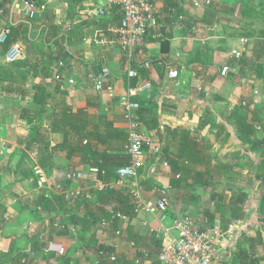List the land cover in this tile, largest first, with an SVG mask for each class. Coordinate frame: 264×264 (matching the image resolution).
Listing matches in <instances>:
<instances>
[{
	"label": "crops",
	"instance_id": "1",
	"mask_svg": "<svg viewBox=\"0 0 264 264\" xmlns=\"http://www.w3.org/2000/svg\"><path fill=\"white\" fill-rule=\"evenodd\" d=\"M12 2H0V33L7 35L9 27L20 29V37L7 52L3 53L0 46V67L9 73L7 78H0V253L5 256L12 252L23 260H36L37 254L44 253L51 260L70 258L76 263L78 259L79 264H102L103 260L108 264H161L158 255L163 243L162 226L170 228L175 216L188 215L194 202L184 205L178 195L169 196L168 184L158 189L140 185L144 199L167 191L172 211L165 215V221H159L160 215L141 211L131 220L119 218L116 230L110 222L107 228L101 224L91 228L89 234L113 251L115 261L99 258L91 248L81 249L75 240L78 227L65 224L69 220L66 211L75 198L74 191L81 190L78 192L84 196L95 191L85 190L88 186H56L63 171L85 176L93 167V158L88 160L73 151L92 141L76 132L80 127L81 134L103 136L111 128L125 135L126 142H91L98 154L110 151V158L115 157L112 161L118 163L116 156L124 152L128 130L118 97L133 91L132 100L142 105L140 130L154 141L159 140L161 149L166 145L173 148L169 156L178 153L176 146L183 131L196 142L201 155L203 151L207 155L200 143L205 144L206 138L193 137V132L203 131L215 135L213 147L222 150L223 156L228 151L243 152L255 165L256 173V164L264 157L255 155V148L260 146L245 145L237 139L233 117L241 107L254 123L255 133L264 135V55L259 60L253 57L255 41L264 43V0H212L207 5L204 0H161L156 15L158 36L145 38L137 49L136 74L131 80L126 78L114 43L119 26L117 9L103 17L92 14L105 0H33L37 10L33 19L22 9V1L13 10ZM163 41L167 47L161 53ZM15 47L19 55L7 61L6 56H12ZM256 65L262 66V79L254 76ZM102 66L109 69L105 83L114 88V98L95 87L93 77ZM225 66L229 71L222 76L220 71ZM171 70L177 72L176 77L169 76ZM36 98H42L43 103L36 104ZM65 115L72 117L73 130L59 125ZM56 127L70 130V158L66 150L56 148L63 142V134L54 131ZM161 163L154 176L166 181L173 174L163 155ZM230 172L228 179L232 178ZM217 175L214 173L213 178ZM247 192L251 198L241 209L243 216L231 220L223 229L233 230L219 248L228 253L218 256L216 264H236L238 254L235 259L232 250L245 224L259 216L260 202L254 194L261 195L263 191ZM55 196L64 197L65 211L40 206L46 203L44 200L53 202ZM212 196L210 208L214 210L205 209L204 214L213 219L204 218L203 229L217 224L222 228L223 218L216 213ZM104 209L111 212L108 205ZM79 213L83 214V210ZM61 250L63 254H59ZM254 257L264 264L261 253Z\"/></svg>",
	"mask_w": 264,
	"mask_h": 264
},
{
	"label": "built area",
	"instance_id": "2",
	"mask_svg": "<svg viewBox=\"0 0 264 264\" xmlns=\"http://www.w3.org/2000/svg\"><path fill=\"white\" fill-rule=\"evenodd\" d=\"M161 0H105L104 3L97 6L92 14L95 17H103L108 15L113 8H118L122 15L118 28L115 30V45L122 58V65L128 80L135 77L136 74V51L147 37L157 38L159 25L157 22V4ZM212 0H204V3L210 4ZM22 9L26 15L33 19L37 10L31 0L22 1ZM7 35L5 32L0 33V46L5 42ZM13 55L6 56V60H14L19 51L17 47L13 50ZM238 56V55H237ZM229 69L223 67L220 71L222 76H226ZM110 75L109 69L102 66L97 74L94 75L95 87L98 91H105L110 98H114V88L106 85L105 79ZM177 72L171 70L169 76L176 77ZM135 96L133 91L118 97L119 105L122 109L123 116L127 122V143L124 147V156L128 158V163L116 169V181L109 184L101 181L100 175H104L103 171H99L96 167L88 169L84 176L80 172L63 171L58 179L56 186L67 184L69 182L81 183L87 181L89 186L85 190L103 191L108 188H128L130 199L134 206V214L143 211L149 215H160L159 221H165L170 210V200L167 191H159L160 195L153 199H144L139 190L141 174L140 171L149 165L148 155L153 157L155 164L148 167L151 175L157 173L161 163V146L156 145L155 141L139 128L136 112L139 108L138 104L132 100ZM160 164V165H159ZM164 165V164H163ZM39 174V173H38ZM77 190L72 195L79 196ZM83 191V190H82ZM71 193L69 197L72 196ZM85 198L90 200L91 196L86 193ZM116 217L123 218L119 214ZM170 228L163 225L161 235L163 243L160 249L158 260L161 264H216L217 254L222 242L226 236L232 235V228L224 231L220 225H213L203 229L192 217L187 214L175 216L171 219ZM101 226L107 228L109 223L102 221ZM152 231V230H151ZM175 233V236L171 234ZM119 236L120 232L117 231ZM59 254H63L61 250ZM98 257H108L111 261H115L114 254L99 252Z\"/></svg>",
	"mask_w": 264,
	"mask_h": 264
},
{
	"label": "trees",
	"instance_id": "3",
	"mask_svg": "<svg viewBox=\"0 0 264 264\" xmlns=\"http://www.w3.org/2000/svg\"><path fill=\"white\" fill-rule=\"evenodd\" d=\"M118 20L119 23L121 21L122 15L119 12L118 8ZM19 28H10L9 32L7 33V38L5 42L1 45L2 52H7L12 44H14L18 38L20 37ZM22 39L25 41V43H29V40L26 39V37H22ZM161 53H164L166 51L167 43L165 41L161 42ZM264 55V43L263 41H255L254 43V50H253V57L256 60H259ZM262 66L256 65L254 76L256 79H262L263 73H262ZM47 72H50L49 69H47ZM8 72L3 68L0 67V78H7ZM44 100L41 99H34V102L36 104H42ZM139 106V104H138ZM138 119H142V105L139 106L137 112H136ZM235 128H236V136L237 139L245 144H256L260 146L259 148H255L256 150H264V139L262 141H256L254 139L255 136V127L254 123L250 122L248 120L247 112L240 108H237L236 114L233 117ZM72 122V117L70 116H62L59 125L63 126H69L70 130L74 128ZM77 124V123H76ZM78 125V124H77ZM59 127H56L54 131L61 132L63 134V142L60 145H57L56 148L60 150H66L67 151V157L70 158L72 155V143L70 142V130L66 129H60ZM80 128V127H79ZM79 128L77 130V134L80 136L82 135V138H88L95 142V144H104L106 143L108 139L113 140H120L123 142H126V136L122 135L121 133L117 132L116 130H113L110 128L109 131H106L105 135H100L97 133L94 134H81L79 132ZM77 129V128H75ZM255 140V141H254ZM91 141V142H92ZM91 142H86L82 148L76 147L73 151H78L81 153V155L85 158H88V160H92L93 167H96L99 171H103L104 175H100L99 178L101 181L108 183V182H115L116 181V169L126 165L128 163V158L122 155L117 154V160L118 163H114L112 160L115 159V157L110 158V151H105L102 154H98L94 150V146L91 144ZM170 147L166 145V147H162L161 151V158L162 155L167 160V163L170 166V171L173 174V177H170L166 179L168 187L171 189H175L177 191V197L183 203L184 205H191L193 202L196 201V189L197 188H205L208 187L210 182L213 179L214 173H216V168L213 169L210 164V159H208L207 155L204 154L201 155V151L198 149L197 144L195 141H193L190 137L188 132L183 131L182 135L180 137V140L178 142V145L176 146V153L175 155L169 156L170 152L168 153V150ZM260 167L256 168L255 173V180L260 181L261 184H264V157L261 159L259 163ZM149 165H146V169H148ZM260 168V171L258 173V169ZM228 172L230 168H228ZM262 171V172H261ZM141 172V171H140ZM145 183H141L140 185H144ZM91 197L95 198V201L90 202L85 199L84 195L76 196L71 201L70 209H68L66 212H68L69 220L67 223L68 225H73L75 227H78L77 234L75 236L76 244L81 249H87L91 248L95 250L96 252H103V253H110L113 254V251L101 244H98L97 240L95 239L94 235H90L89 232L91 228L96 227L101 224L102 221L110 222L113 226V229L116 230L118 228L119 224V217H116L117 214L120 216L126 217L128 219H132L134 214V206L130 199L128 189H115V188H108L103 191H95L93 194L91 192ZM212 200L215 204V210L216 213L220 214V216H224L226 213H230L231 220H237L240 219L243 216L241 208L236 207V205L240 202L236 199L233 200L230 198V201L227 203L226 196L221 194H216L212 196ZM46 203H40V206L46 210H57L60 209L62 211H65L67 208L66 203L64 202V197L61 196H55L53 197V202L44 200ZM110 206L111 212L106 211L104 209L105 206ZM66 207V208H65ZM95 207V212H92V208ZM260 212L264 216V199L260 202ZM83 210V214H80L79 212ZM206 213H209L208 211ZM209 215V214H208ZM210 216V215H209ZM112 217V219H111ZM213 217L210 216V221H212ZM229 219V220H230ZM111 220H113L111 222ZM223 218L222 221V229H225L228 225V221ZM230 220V221H231ZM261 224L264 226V220L261 221ZM156 246L160 248V241L156 240ZM38 245V244H37ZM160 252V249H159ZM103 259L104 257H100ZM108 258V257H105ZM236 264H261L263 262L262 259L256 258L253 255L247 254L245 251H239L237 256ZM58 264H73L70 258H61L57 260ZM106 261L103 260L102 264H105ZM108 264V263H106ZM158 264V263H154Z\"/></svg>",
	"mask_w": 264,
	"mask_h": 264
},
{
	"label": "rangeland",
	"instance_id": "4",
	"mask_svg": "<svg viewBox=\"0 0 264 264\" xmlns=\"http://www.w3.org/2000/svg\"><path fill=\"white\" fill-rule=\"evenodd\" d=\"M211 3V2H210ZM215 131V130H213ZM193 137H196L198 140L203 139V137L206 138L205 144L201 141L202 147L204 148L205 152L207 153V157L210 159V164L213 169L216 168V173L219 174L215 178L212 179L208 187L206 188H198L196 190V201L194 204L190 207L189 216L193 218V220L200 226L203 227V219L208 221L209 216L207 217L204 214L205 209H211L212 201H211V195H224L226 196V201H230V198L233 200H239L240 202L236 205V207L241 208L243 210L244 204L251 198V194L247 191H263L259 195L258 193L254 194V197H256L259 202L264 199V184H261V182L255 180V168L254 164H251L249 160L246 158L245 154H242L243 152L234 150L232 152L228 151L225 156L222 155L223 151L219 150V148L213 147V138L215 139V135H212L207 132L202 133H195L193 132ZM204 135V136H203ZM223 136V135H221ZM220 136V137H221ZM261 133L259 134L258 131H256L254 139L256 141H262L264 139ZM156 145H160L159 140H155ZM233 149H236L234 147ZM173 150V148L168 150V153ZM255 155L257 157L264 156V150H258L255 152ZM148 164L149 166L153 165V157L151 155H148ZM248 160V162H247ZM259 161V159H258ZM225 167V168H224ZM228 168H230L229 172L231 173L232 178H227L228 176ZM260 167L259 163L256 164V168ZM260 171V168L258 169V173ZM262 172V171H261ZM141 174V183H145L144 185H148L156 187L158 189L161 185L166 184L167 182L163 181L161 177L151 175L148 171V169H144L140 172ZM89 186V183L87 181L77 183V182H69L66 185V189H75L77 187L85 188ZM143 186V185H142ZM147 186V187H148ZM169 196L172 198L177 195V191L175 189L168 190ZM258 194V195H257ZM258 197V198H257ZM260 198V199H259ZM225 201V202H226ZM211 210H214L211 209ZM245 216V215H244ZM251 216V214L249 215ZM226 220H229L231 218L230 213L224 214L222 217ZM197 220V221H196ZM231 220V219H230ZM230 220L228 222H230ZM256 220V222H255ZM264 220V216L260 214L259 216L255 217L252 222H247L245 224V227L243 228L241 232V238H239V241L237 242V245L235 249L232 250V254H234V258L236 259V256L239 251H245L246 253H250L249 255H263L264 256V226L261 224V221ZM209 226L211 224H208ZM106 230V229H105ZM226 249H221L218 251L217 254V260L218 256L225 255L228 253L225 251ZM230 254V252H229ZM38 258L36 260L32 259H20L17 254H13L12 252L7 253L5 256L4 254L0 253V264H58L54 259H50V256H47L48 254L43 253V255L37 254ZM63 257L62 255H59ZM218 262V261H217ZM73 264H79V260H76V263Z\"/></svg>",
	"mask_w": 264,
	"mask_h": 264
},
{
	"label": "water",
	"instance_id": "5",
	"mask_svg": "<svg viewBox=\"0 0 264 264\" xmlns=\"http://www.w3.org/2000/svg\"><path fill=\"white\" fill-rule=\"evenodd\" d=\"M1 1H3V0H0V2H1ZM19 1H24V0H13V2H12V10H13L15 7L18 6ZM31 1H33V0H31Z\"/></svg>",
	"mask_w": 264,
	"mask_h": 264
}]
</instances>
